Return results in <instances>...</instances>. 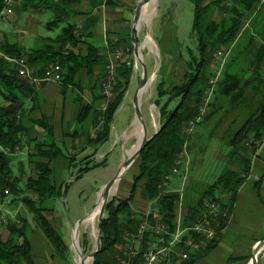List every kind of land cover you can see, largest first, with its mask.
I'll return each instance as SVG.
<instances>
[{"label": "trees", "instance_id": "1", "mask_svg": "<svg viewBox=\"0 0 264 264\" xmlns=\"http://www.w3.org/2000/svg\"><path fill=\"white\" fill-rule=\"evenodd\" d=\"M22 1L25 7L53 11L54 17L48 23L49 29L57 28L61 24L63 27L55 37L44 38L26 53L18 43L9 44L7 41L0 43V147L2 148L0 196L10 195L14 200L23 202L32 213L36 226L52 244L55 253L65 258L69 249L62 234L43 215L44 211L54 209V202L63 196V189L66 192L69 187L66 182L57 184L52 177L54 169L51 162L61 155V150L51 139L52 129L45 117L39 120L28 119L45 133L44 139L23 141L27 131L25 119L29 112L36 108L33 105L26 110L25 102L35 99L37 91L35 84L19 75L17 62L25 57L28 67L34 71V76L43 78L49 65L58 63L62 69L60 83L63 92L68 86L79 88L76 76L84 69L91 72L94 66L99 65L100 57L99 48L89 41L91 35L86 33L93 18L87 19V27L81 30L72 20L75 16L84 14L80 9L82 1L90 2L93 8L115 3L111 0H19L17 4ZM191 1L194 5L193 33L198 41L199 58L194 57L188 61L189 71L184 82L170 86L167 90L163 89L162 83L158 85L154 104L160 110V130L146 144L137 159L140 172L133 178L130 196L117 202L113 199L106 206L107 216L99 226L102 231V250L96 256L94 264L118 263L121 254L116 248L121 244L123 234L135 230L136 220L130 219V203L140 182H142L141 192L144 199L152 201L160 197V213L164 221L173 227L172 219L176 214L181 194L162 193L158 185L164 176L171 172L180 153L185 151L188 156L191 150L195 130L188 134L185 129L191 122L195 123L194 127H196L213 117L220 108L216 106L218 101L228 103L229 108L225 113L231 110H245L247 117L237 130L227 134V143L230 147L229 162L220 170L216 179L203 189L196 202L184 204L188 215L187 223L198 216L199 207L204 199L216 200L231 210L236 193L249 172L251 155L264 140V22L259 29H257L258 25L255 28L245 29L247 36H244L245 31L241 32L240 29L245 20L255 17L263 6V0ZM230 3L233 5L227 8L225 5ZM1 8H3V0H0V11ZM214 9L224 12L227 16L224 15L225 17L220 21L213 20L210 16ZM90 13V11L86 12L87 15ZM257 18H260V15H257ZM252 28L262 39L254 58L256 64H250L249 58L246 57L250 53L249 44L255 40ZM79 43L87 45L85 56L68 49L69 46L74 47ZM131 46L129 37L130 50ZM215 48L233 52V55L226 70L221 72L216 84L211 86L208 84L210 79L205 68L212 49ZM251 65L252 70H249ZM118 69L122 71L119 74L117 72L116 83L113 86V100L106 103L104 110L94 109L92 105L82 106L77 116V124H82L92 111L93 125H100L96 138L89 141V144L95 148L109 140L114 114L128 89L132 69L125 64L120 65ZM120 75H123L124 81L118 79ZM249 93L252 95L249 96ZM164 97L168 99L161 103ZM208 97L207 111L201 115L199 108ZM177 99L179 100L177 105L169 110L172 101ZM99 100H106L104 94L98 98ZM27 144L32 147V153L28 154V164L33 176L29 175L24 181L23 172L15 174L13 163L16 161L18 151L25 149ZM94 155L95 153L84 158L80 166L74 164V158H68L69 168H78L76 179L106 165V161L103 160L90 166L89 158ZM237 161L242 163L240 171L231 168ZM261 183L260 180L255 184L259 190ZM5 191L8 193L6 194ZM27 192H31L33 196H27ZM223 225L226 227L227 222ZM5 230L6 235H0V264H35L31 254V226L28 221L17 217L16 220L7 222ZM220 235L221 233L203 250L192 253L191 259L185 264H192L195 259L206 256L216 247Z\"/></svg>", "mask_w": 264, "mask_h": 264}, {"label": "crops", "instance_id": "2", "mask_svg": "<svg viewBox=\"0 0 264 264\" xmlns=\"http://www.w3.org/2000/svg\"><path fill=\"white\" fill-rule=\"evenodd\" d=\"M111 2L115 4H102L97 8H93L90 2L82 1L80 3V9L84 14L77 15L72 20L81 30L85 28V26L87 27V19L93 18L86 33L91 35L89 41L99 48L98 55L100 57L99 65L94 66L91 72L84 69L76 76L79 88L68 86L66 89L64 88L63 92L61 83L43 81L37 84L30 81L36 86L37 96L33 100H27L25 102V107L26 110L33 105H35L36 108L30 111L28 117L25 119L27 131L25 136H23V141H41L44 139L43 137L46 136L45 133L34 126L32 122H29L28 119L39 120L44 117L47 118L48 124L52 129L51 139L59 148L62 147L60 145L66 147V153L64 154L62 148H60L61 155L51 162L54 169L57 161L62 159L64 175L68 172L69 168L68 158H74V164L80 166L84 158L95 153L94 156L89 158V161L98 163V158L108 159L111 152L116 149L118 144H121L123 148L124 138L132 139L134 137L132 133L136 125V117L133 108V96L137 88V72L135 67H130L132 71L128 89L122 103H120V106L114 114L109 140L107 142L97 148L89 144V141L92 139L94 140L96 134L100 130V125L94 126L92 123V111L84 123L77 124V116L82 106L92 105L94 109L99 108L104 110L106 102L98 101V98L104 94L102 89L104 77L106 75V67L114 60L113 56L116 52L115 49L121 47L125 42L127 30L129 28L131 9L135 4V0H111ZM75 8H78V6H75ZM31 11L32 9H29L26 16H30L32 14ZM42 11L50 13L48 18L53 19L54 14L52 10ZM88 11L91 12L90 15L86 14ZM218 13L217 11V14ZM24 15L25 13H23V19ZM35 15L37 16V14ZM45 17L47 18L46 15ZM221 19L222 17L218 15L213 18L215 21H220ZM43 20L36 21L31 25L30 33L26 31V36H24L25 39L21 40L16 39L13 33L4 29L1 31L0 29V41L3 42L4 40L9 44L18 43L21 45L23 52L26 53L35 45L41 43L44 38L50 37L40 35L39 33L42 29L41 25L44 24V22L48 25V23ZM62 27V24L57 27L59 32ZM246 27L247 24L245 25L242 23L240 28L241 32H243ZM86 36L84 37L86 38ZM68 49L81 56L87 54V45L85 43H79L74 47L69 46ZM133 65L135 64L133 63ZM119 66L120 65L116 68L118 74L122 71L118 69ZM36 78L42 79L43 77ZM118 79L124 81L123 75H120ZM113 98L114 95L106 100L109 102L112 101ZM130 124L132 125L131 130H128L127 128ZM75 131H77L76 134ZM1 150L2 148L0 147V151ZM30 152L32 153V147L27 144L26 148L16 155V161L13 163V166L17 163L19 165H24L25 159H28V154ZM106 163L108 165V161H106ZM106 167L107 166H105V168ZM231 168L240 171L242 169V163L239 161L235 162ZM25 169L26 167L22 170L23 177L27 175ZM30 175L33 176L32 173ZM74 176H76V173L72 177ZM23 180L25 181V178H23ZM260 180L262 183L259 190L255 187V184ZM63 181L64 180L60 179L57 181V184ZM66 192L58 199L61 203H63L65 199ZM26 195L30 197L33 196L31 192H27ZM16 200H14L12 196H0V235H6L4 224L7 223H4L2 219L6 221L16 220L17 218L14 219L12 215L18 212L20 214L18 217L26 219L31 226V254L35 264H76L75 260H73L72 250L68 241V232H70L69 229L71 224L69 220L66 219L67 214L61 210L59 202L55 201L54 209L44 211L43 215L50 224L62 234L63 240L69 249V251L66 252L65 258L55 253L52 244L43 234L42 230L36 226L34 217L28 207L23 202ZM3 208L5 211L7 210L6 212L8 214L3 213ZM262 215H264V140H262V143L258 145L255 152L251 155L250 169L246 180L236 193L235 200L231 205L229 220L226 227L221 232L216 247L207 253L206 256L204 255L195 259L192 264H250L255 245L264 238L261 233ZM238 234L242 236L247 235L250 236V238L244 241V237H239ZM262 260L264 261L263 258ZM259 264H261V262H259Z\"/></svg>", "mask_w": 264, "mask_h": 264}, {"label": "rangeland", "instance_id": "3", "mask_svg": "<svg viewBox=\"0 0 264 264\" xmlns=\"http://www.w3.org/2000/svg\"><path fill=\"white\" fill-rule=\"evenodd\" d=\"M139 2L140 0H135V4L131 9V20L129 23V28L127 30L125 42L121 45V47H117L115 49L116 51L118 50L123 55H125L127 57L126 60L131 62V66L128 67H135L137 72V87L142 75L141 67L134 56L133 47L131 46L132 49L130 50L128 46L129 37L132 44L131 26ZM208 2H210V0H208ZM232 5L233 4L230 3V5L225 6H227V8H230V6ZM23 7L25 6L24 2L22 1L16 5V7L14 8V13L9 19L0 22L1 31L2 29H4L8 32L13 33L14 37L18 40L25 39V32L27 31L28 33H30V27L36 21H42L44 19L43 21L49 23L51 20H53L51 18H48L50 13L43 12L42 8L35 9L32 7ZM29 9H32V14L30 16H26ZM217 11V9H214V12L210 16V18L213 19L216 15L222 18L227 16L222 11H218L219 13L217 14ZM23 13H25L24 19ZM35 14H37V16ZM45 15L47 16V18L45 17ZM257 15H260V18H257ZM193 21L194 5L191 0H156L155 14H153L150 22L142 21L137 29V46L140 48L144 56L147 65L148 76H152L154 70L157 69V72H155L154 78L150 84L151 98L153 99V102L157 99L156 89L158 85L162 83L163 89L167 90L168 88H170V86L184 82L188 75L187 72L189 71L187 65L188 61H190L191 58L194 57L199 58L198 41L195 33H193ZM262 22H264V0L263 6L259 9L255 17L250 18L249 20H245L243 24H247L246 30L251 27L255 28L256 25H258L257 29H259L263 24ZM41 27L42 29L39 32L40 35L53 37L59 33L58 28L51 27V29H49V25L45 24V22L41 25ZM246 30H244V36H247ZM252 32L254 34L253 38L255 40L254 42L251 41V43L249 44L250 53L246 57L249 58L250 64H256L254 58L260 44L262 43V39L259 38L255 29H253ZM148 36L153 40L155 46L150 47L149 45L145 44L146 38ZM1 42L2 41H0V43ZM219 53H221V55H218ZM232 55L233 52L230 53V51H224L221 48L212 49L209 61L206 63L208 65L205 68V72H207L208 78L210 80H215L217 72H220L221 74L224 69L226 70L231 61ZM133 63L135 65H133ZM119 65H122V63H119ZM249 70H252V65L250 66ZM107 77L108 70L106 68V75L102 90L106 99H109L113 95V90L111 91L112 94L107 97V94L105 92V86L108 85L106 82ZM116 79L117 72L115 73L114 81L111 83V86L115 85ZM210 85L212 86V84ZM251 95L252 94L249 93V96ZM167 99L168 97H164L161 103H164ZM149 100L150 97L148 93H145L143 95V98L141 99V104L143 103L142 112L148 128L147 131L149 135H152L156 130L154 122H156V124L158 125L159 121L161 122V115L159 108L155 104V106H151L150 103H148ZM105 101L107 103L108 100ZM178 101V99L172 101L169 106V110L174 109ZM216 106L220 108L213 117L203 122L202 124L200 123L196 127H193V130H195L193 134L194 139L193 143L191 144V150L187 156V158H189V162L181 170L182 174L172 179V182L170 184V192L180 193V199L183 198V204L185 205L193 204L194 202H196L200 197V193L203 191V189H205L207 185H209L213 182L214 179H216L218 174L221 172L220 170H222L224 166H226V164L229 162L228 156L230 147L227 143V134L230 131L237 130L243 124L247 117V113L245 110H231L225 113V111L229 108L227 102L223 103L222 101H218V103H216ZM210 109H212V107ZM205 111H207V108ZM131 126L132 125L130 124L127 129L131 130ZM137 143L138 140L136 136H134V138L132 139L124 138L123 148L121 147V144H118L116 149L111 152L108 159L98 158V163L102 162L103 160L108 161V165L107 163L105 165L107 166L106 168L104 166L103 168L93 169L90 173L82 175L83 177L79 179H76L75 176L72 177L77 171L76 168H68V172L64 175L62 163L63 161L62 159L57 161L52 177H54L56 183H58L57 181L61 179L64 180L63 182H66L69 185L63 203H61L58 199L56 200V202H59L61 210L65 214H67L66 219H68L69 223L71 224V227L69 229L70 232H68V241L70 246L72 242L71 232L73 224L92 211V209L96 205L100 188L110 179H112L114 175H116L120 165L127 157V155L131 153L133 147H135ZM60 146H62L60 148H62L63 153L65 154L66 147H64L63 145ZM27 160L28 159H25L24 165H19L17 163L13 166L16 174L22 172V170H24V168L26 167L25 171H27V175L23 177L25 178V180L27 179L26 177L31 174V170L29 168ZM93 164H95V162L93 163L92 161L90 163V166ZM139 172V160H137L131 167V169L126 173V175L119 181L109 201L114 199L115 202H117L128 198L131 194L133 178L137 176ZM141 185L142 182H140L138 187H136L137 189L134 193L133 200L130 203V219L134 221L136 220L135 229L137 227L138 221L143 218L145 212L148 211L149 208V202L142 196ZM62 193H65L64 189ZM3 211V213L8 214L6 212L7 210L5 211L4 208ZM19 215L20 214L18 212H15L13 213L12 217L16 219ZM106 216L107 214L105 212V217ZM2 220L4 223L8 222L4 219ZM262 220L261 233L262 237H264V215H262ZM96 224V230H98L99 224L98 222H96ZM96 235L97 232L95 233L93 229L88 228L86 230L85 228L81 227L79 240L80 246L85 255L90 254L94 251L95 246L93 245H96ZM238 236L244 237V241L250 238V236L247 235L242 236L241 234H238ZM116 250L119 251V246L116 248ZM72 256L73 260H75L76 255L73 251ZM262 258L264 259V248L258 255L259 262H261V264H264ZM88 264H92V262L89 261Z\"/></svg>", "mask_w": 264, "mask_h": 264}, {"label": "built area", "instance_id": "4", "mask_svg": "<svg viewBox=\"0 0 264 264\" xmlns=\"http://www.w3.org/2000/svg\"><path fill=\"white\" fill-rule=\"evenodd\" d=\"M19 0H3V8L0 11V22L9 19ZM218 55H221L219 53ZM113 61L107 65L108 77L105 86L107 97L112 94L116 68L119 63L131 66L127 57L118 50L114 53ZM19 75L28 78L31 82L40 84L43 81H52L59 83L62 79V69L60 65L51 64L45 72L44 78L38 79L34 76V71L27 65L26 60L20 59L17 62ZM222 65V64H221ZM220 76L217 72L215 80L209 81L214 86ZM209 97L204 100L200 108V114H205ZM204 106V107H203ZM191 122L185 129L190 134L194 127ZM189 162L186 152L183 151L175 161L171 172L165 175L158 189L162 193L170 192L172 179L180 176L181 170ZM184 175V174H183ZM7 194L8 192L5 191ZM160 197L148 201L149 208L143 218L138 221L134 231H128L123 234L119 252L121 254L117 264H185L191 259L192 253L203 250L208 243L214 241L224 230V222L228 221L230 209L222 206L216 200L204 199L199 207L198 216L187 223V211L183 204V198L178 203L176 214L172 219L173 227L164 221L160 213ZM133 212V211H132Z\"/></svg>", "mask_w": 264, "mask_h": 264}, {"label": "water", "instance_id": "5", "mask_svg": "<svg viewBox=\"0 0 264 264\" xmlns=\"http://www.w3.org/2000/svg\"><path fill=\"white\" fill-rule=\"evenodd\" d=\"M152 0H140L139 4L137 5L136 12L134 15L133 23L131 26V39H132V47H133V53L136 58V61L139 63L141 67V78L138 87L135 90L134 96H133V108L135 112L136 121L141 125L142 129V137L137 143V147L134 148L131 153L127 155V157L124 159L122 164L119 167V170L117 171L116 175L112 179H110L106 184H104L99 191L98 198L96 201V205L92 209L91 212H89L87 215L83 216L79 220H77L76 223L72 226V234H71V250L76 255L75 262L76 264H87V262L91 261L92 264L95 263L96 256L98 253L102 250V231L99 228L96 232V245L93 252H91L88 255H85L83 253V250L78 252L76 251V238L78 234L80 233V229L82 225L86 222V220L93 215H96L98 224L100 226L101 221L105 217L106 212V206L109 202V199L111 195L113 194L114 189L116 188L119 181L126 175V173L131 169V167L134 165V163L137 161V159L140 157L142 151L144 150L146 144L154 138L155 135L158 134L161 122L159 121L158 127H156L155 132L152 135H149L148 128L145 123V119L143 117L142 112V104H141V97L143 94V91L147 89V93L150 97V100L148 103H150L151 106H155L153 99L151 98V88L150 84L154 78L155 72H157V69L154 70L152 76H148V70L147 65L144 59V56L140 50V48L137 46V29L138 25L141 21L142 17V9L144 6L148 5ZM100 206V207H99ZM264 248V238L257 242L255 245L250 264H258V255L261 253V251ZM78 256V257H77Z\"/></svg>", "mask_w": 264, "mask_h": 264}, {"label": "bare ground", "instance_id": "6", "mask_svg": "<svg viewBox=\"0 0 264 264\" xmlns=\"http://www.w3.org/2000/svg\"><path fill=\"white\" fill-rule=\"evenodd\" d=\"M155 4H156V0H152L150 3H148V5H146V6H144L143 7V9H142V19H141V21H140V23L142 22V21H145V22H150V20H151V18H152V16H153V14H155ZM145 19H144V18ZM140 23H139V25H138V27L140 26ZM142 27V26H141ZM141 27H140V29H141ZM145 44H147V45H149L150 47L151 46H155L154 45V42H153V40L148 36L147 38H146V43ZM152 51V50H151ZM145 93H147V89L145 90V91H143V94H142V97H141V99L143 98V95L145 94ZM147 96V95H146ZM143 104V103H142ZM145 105V104H144ZM150 113V112H149ZM155 124H154V126L155 127H158V125L156 124V122H154ZM134 136H136L137 137V140L139 141L140 139H141V137H142V129H141V125L136 121V125H135V127H134V130H133V133H132ZM129 135V134H128ZM134 138V137H133ZM133 143V142H132ZM126 147V146H125ZM137 147V144H136V146L135 147H133V149L134 148H136ZM130 148V147H129ZM131 149V148H130ZM114 191H115V189H114ZM113 191V192H114ZM100 207V206H99ZM97 216L96 215H93V216H90L87 220H86V222L82 225V227L83 228H85L86 230L88 229V228H91V229H93L94 230V232L96 233V222H98L97 221V218H96ZM88 234V233H87ZM80 233L78 234V236H77V238H76V251H77V253L78 252H80V251H82V248H81V246H80ZM94 246V245H93ZM88 255V254H87ZM78 257V256H77ZM87 264H88V262H87Z\"/></svg>", "mask_w": 264, "mask_h": 264}]
</instances>
